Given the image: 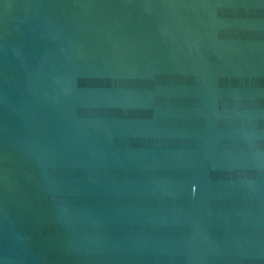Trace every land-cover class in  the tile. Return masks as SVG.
I'll return each mask as SVG.
<instances>
[{
	"label": "water",
	"instance_id": "95a60500",
	"mask_svg": "<svg viewBox=\"0 0 264 264\" xmlns=\"http://www.w3.org/2000/svg\"><path fill=\"white\" fill-rule=\"evenodd\" d=\"M0 264H264V0H0Z\"/></svg>",
	"mask_w": 264,
	"mask_h": 264
}]
</instances>
